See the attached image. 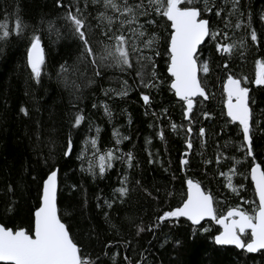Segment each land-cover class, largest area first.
<instances>
[{
	"label": "trees",
	"instance_id": "1",
	"mask_svg": "<svg viewBox=\"0 0 264 264\" xmlns=\"http://www.w3.org/2000/svg\"><path fill=\"white\" fill-rule=\"evenodd\" d=\"M116 3L124 7L123 0ZM196 6L220 35L206 38L197 50L198 64L209 66L207 74L198 73L208 99L195 98L187 119L165 72L169 22L150 6L137 23L122 27L128 17L105 7L104 0H0V22L6 21L10 32L0 40V224L30 232L41 182L55 169L58 215L89 264H264V250L246 253L214 244L218 228L209 220L193 226L182 218L159 219L181 203L186 180L212 195L218 216L228 208L253 214L248 168L257 163L264 170V86L254 83L257 62H264V0H209L211 13L203 11V3ZM69 11L84 19L95 51L113 45L121 34L143 49L131 54L133 67L94 66L66 18ZM17 18L27 26L20 35L14 30ZM33 35L41 37L44 48L39 82L26 63ZM153 35L158 43L144 48ZM218 44L235 47L231 55L223 54ZM139 55L151 56L155 64V77L146 75L144 82L137 75ZM229 76L246 80L242 86L250 90L252 155L239 125L224 110L223 82ZM77 115L84 119L74 126ZM108 151L116 159L100 175L98 158ZM233 168L236 191L227 186ZM120 188L127 194L120 195Z\"/></svg>",
	"mask_w": 264,
	"mask_h": 264
},
{
	"label": "snow or ice",
	"instance_id": "2",
	"mask_svg": "<svg viewBox=\"0 0 264 264\" xmlns=\"http://www.w3.org/2000/svg\"><path fill=\"white\" fill-rule=\"evenodd\" d=\"M209 0H147V6L141 0L134 5L129 4L128 0H123L124 7L121 8L116 0H104L105 7H111L120 15L128 17L126 21H121V26L125 23H137L138 15H147L148 7L157 15L165 17L170 22L172 33L170 36L168 55L169 66L168 73L173 78L171 89L175 95L185 103V118L191 119V113L195 106V97L208 99V95L198 73L209 72L207 63L198 64L197 50L203 44L206 38L215 39L220 35L219 32H213L209 27V20L202 18V9L197 4L203 3V11L212 12L208 6ZM235 4L239 0H233ZM219 16L220 12L217 11ZM67 20L70 21L74 32L83 42L84 55L92 58L91 62L95 65H106L118 67L121 71L126 68H132L131 54L143 49L137 48L135 42L121 34L114 36L113 45H103L102 51L97 52L93 49L87 38L85 31V21L81 16L74 15L71 11L67 13ZM109 23H112L111 17H105ZM153 22V21H150ZM27 26L17 18L15 23V33L20 35ZM51 24L49 28L51 29ZM142 27V26H141ZM240 27L239 24L236 25ZM132 32L140 38L145 36L143 31L132 29ZM10 32L6 21L0 22V40L8 38ZM225 38H227L225 36ZM251 40L257 41L255 31L251 33ZM158 43V38L153 35L151 38L144 40L143 47L152 49ZM235 45H217V50L223 54L233 52ZM159 55V52H155ZM140 65L137 75L144 82V77L150 75L155 77V64L151 56L139 55L136 57ZM27 64L31 69L33 77L39 82L42 68L45 64L44 48L41 44V37L33 35L30 47L27 51ZM151 65V67H149ZM227 67V65H225ZM147 69V71H146ZM96 75H100L97 71ZM126 83V82H125ZM240 79L229 76L225 85L227 93V115L233 123H238L243 133V139L247 146L248 155H252V111L249 104V89L242 86ZM256 86H264V62H257V72L254 81ZM146 87L151 85L145 83ZM126 95L127 89L119 93ZM142 99L145 104L150 102L148 95H143ZM27 115L25 110H21ZM107 112V107L105 108ZM110 115V113H108ZM82 115H77L74 126H79L83 121ZM175 130L176 125H172ZM191 132V128L188 129ZM118 135V133L116 134ZM200 135H204L203 129ZM160 138L163 139V133ZM120 141L117 140V143ZM91 145L96 148L97 141L91 140ZM187 147L191 149L192 144L189 142ZM71 153V141H69L67 154ZM187 155V153H185ZM99 174L103 175L107 168L112 167V160L116 159L112 151L99 155ZM132 156L128 154L129 166H131ZM188 161L182 160V164ZM236 169L231 170L227 175L228 187L233 191L237 189L232 184V175H235ZM223 175V174H222ZM251 179L255 185V191L259 199L258 208L253 214H249L240 208H233L227 211V214L218 217L214 207L213 197L210 193L203 191L199 184L192 180L187 181V199L182 207L173 211L165 212L159 219L161 222L166 220H179L181 217L191 221L193 225H200L205 219L215 221L223 229L215 237L217 245H231L238 249L255 253L264 250V170L260 165L251 169ZM120 195H126L127 189L120 188L117 190ZM150 230V229H149ZM139 231H144L143 228ZM207 231V229H205ZM250 236V242L243 239L244 236ZM0 264H89V260L82 255V250L70 236L69 230L65 223L62 222L58 215L57 208V171H52L43 183L42 203L34 212V226L31 232L26 229H12L0 224Z\"/></svg>",
	"mask_w": 264,
	"mask_h": 264
},
{
	"label": "water",
	"instance_id": "3",
	"mask_svg": "<svg viewBox=\"0 0 264 264\" xmlns=\"http://www.w3.org/2000/svg\"><path fill=\"white\" fill-rule=\"evenodd\" d=\"M166 19V18H165ZM205 19V18H204ZM167 20V19H166ZM169 22V21H168ZM169 26H170V22H169ZM171 33H172V29H171V27H170V33H169V36H168V42H167V53H168V47H169V41H170V36H171ZM29 47H30V45H29ZM29 47H28V49H29ZM28 49H27V51H28ZM26 63H27V54H26ZM27 66H28V64H27ZM168 66H169V55H168V58H167V65H166V69H165V72H166V74L169 76V79H170V81H169V84H168V86H169V88H170V90H171V92L173 93V95H174V97L177 99V100H180L176 95H175V93H174V90H172L171 89V83L173 82V78L170 76V74L168 73ZM228 79V78H227ZM227 79H225V81L223 82V89H224V92H225V95H226V97H227V93H226V91H225V85H226V83H227ZM195 98H201V99H204L203 97H195ZM194 98V99H195ZM183 102V101H182ZM226 104H227V100L225 101V103H224V110H225V112H226V114H227V107H226ZM183 105H184V116H185V111H186V105H185V103L183 102ZM230 118V117H229ZM231 120V119H230ZM238 124V123H237ZM239 125V124H238ZM239 127H240V125H239ZM240 130H241V127H240ZM241 133H242V130H241ZM242 135H243V133H242ZM244 144H245V146H246V143H245V141H244ZM247 147V146H246ZM256 165H258L257 163H253V164H251L250 165V167L248 168V179H249V181H250V185H251V188H252V191H253V195H254V198H255V202H256V209L258 208V205H259V199H258V196H257V194H256V191H255V185H254V182L252 181V179H251V169H252V167H254V166H256ZM52 171H55V169H52L51 171H49L46 175H45V177L43 178V180H42V182H41V186H40V194H39V199H38V204H37V206L32 210V213H31V230H30V232L32 231V229H33V226H34V212L41 206V203H42V189H43V183H44V181L47 179V177H48V175L52 172ZM187 181L188 180H186L185 181V183H184V198H183V200L181 201V203L176 207V208H174L173 210H175V209H177V208H179V207H182L183 206V203L186 201V199H187V192H188V187H187ZM195 183V182H194ZM231 209H233V208H228L227 210H225L224 211V213L223 214H221V215H219L218 217H222V216H225L226 214H227V211H229V210H231ZM173 210H171V211H173ZM182 219H184V220H186L189 224H191V225H193L192 223H191V221H189V220H187L186 218H183V217H181ZM205 220H209V219H205ZM209 221H211L217 228H218V231L212 236V241H213V243L214 244H216L215 243V237L217 236V235H219L221 232H222V228L220 227V225H218L215 221H212V220H209ZM193 226H196V225H193ZM15 230V229H14ZM246 241H249L250 242V236H249V238H248V240H246ZM217 245V244H216ZM224 246H231V245H224ZM231 247H233V248H235V249H237V250H241V251H243V252H246V253H248L247 251H245V250H242V249H238V248H236L235 246H231Z\"/></svg>",
	"mask_w": 264,
	"mask_h": 264
}]
</instances>
